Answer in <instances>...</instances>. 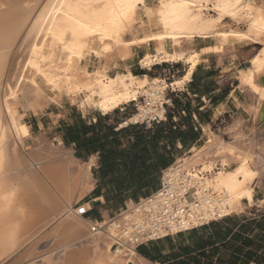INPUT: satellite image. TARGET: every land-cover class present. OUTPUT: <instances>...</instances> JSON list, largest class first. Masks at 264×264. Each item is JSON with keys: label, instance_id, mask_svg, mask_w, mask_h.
<instances>
[{"label": "bare ground", "instance_id": "obj_1", "mask_svg": "<svg viewBox=\"0 0 264 264\" xmlns=\"http://www.w3.org/2000/svg\"><path fill=\"white\" fill-rule=\"evenodd\" d=\"M78 2L79 10L75 7ZM85 2L0 0V181L5 184L7 176V187L15 192L12 205L8 207L3 199L4 187L0 188V264H6L37 233L51 228L53 250L61 255V258L58 255L59 264L77 257L88 264H138L136 239L142 242L148 237L176 233L210 220L242 214L254 207L255 187L252 186L264 169V153L256 151L253 136L244 131L232 141L213 136L200 150L193 149L188 156H182L172 166V176L165 179L163 192L140 204H130L112 221L106 217L99 224L106 225L105 229L97 232L92 231L93 225L80 216L79 207H75L94 187L90 174L94 158L81 164L71 151L66 152L62 146L56 147L44 138L36 142L26 157L20 154V149L27 147L20 111L33 114L41 111V83L58 99L63 94L74 102L80 99L103 115L137 102V113L122 126L155 116L164 118L166 98L163 93L168 89H182L201 62L200 55L182 49L183 43L191 45L196 40L213 39L220 51L230 42L260 46L250 59V71L242 81L255 97L250 112L255 121L264 126V0H242V9H230L236 12L235 18L215 7L224 0H165V3L186 7H148L144 18L140 16L142 5H137L131 14L126 8L117 9L119 16L114 24L109 23L113 19L110 7L101 9L93 3V7L88 8L83 6ZM143 3L146 5V0ZM66 4L73 7L69 9ZM158 4L156 0L155 5ZM67 11L76 12L82 21L96 29L95 35L78 36V44L74 46L76 55L66 51L49 33V29L60 30ZM160 11L165 12L167 27ZM227 19L244 24L246 30L226 29L222 22ZM41 36L49 39L41 40ZM152 36L162 39H150ZM139 44L154 46V51H149L142 59L144 69L164 63H183L187 66L186 75L168 83L164 79L136 76L125 66L124 72L112 76L110 68L121 62L122 52ZM105 47L109 51H104ZM70 55L71 64L68 63ZM91 56L102 64L94 70L88 67L87 60ZM140 99H145V104L140 103ZM246 173L255 176L249 175L246 179ZM237 185L252 192L251 203L246 202ZM187 193H191L193 200L178 203L174 210L175 201L169 195ZM185 204H188L187 211ZM82 207L88 210L89 204L84 203ZM6 226H12L14 231L10 240L4 236ZM34 229L36 232L30 235ZM115 244L119 246L114 247ZM33 251H28L25 257L32 256ZM90 252L92 257H89ZM80 262L75 260L74 263ZM40 264L52 263L46 257Z\"/></svg>", "mask_w": 264, "mask_h": 264}, {"label": "crops", "instance_id": "obj_2", "mask_svg": "<svg viewBox=\"0 0 264 264\" xmlns=\"http://www.w3.org/2000/svg\"><path fill=\"white\" fill-rule=\"evenodd\" d=\"M214 56L217 55L202 54L200 64L186 85L182 89H170L173 95L165 118L160 122L146 127H142L143 124L122 126L129 115H116L115 111L103 115L97 109L73 110L71 120L64 123L65 133L59 138L73 158L82 164L92 158L95 161L90 171L94 187L83 199L84 203H89L88 214L83 218L90 223L102 222L106 217L116 218L128 208L129 202L139 204L151 198L161 190L165 170L193 149L200 150L213 136L222 138L229 128L224 125L226 122L242 123L251 105L239 74L248 67H243L245 62L236 60L229 64L231 68L221 71L225 63L210 64ZM142 71L145 74L137 76L158 78L150 75L151 70L142 68ZM218 71L223 75L219 79L216 78ZM232 71L238 74L235 80L228 76ZM186 73L187 66L178 75L159 78L172 83ZM29 128L31 131V126ZM256 142L264 146V137ZM262 194L264 190L257 180L254 207L247 208L244 213L156 240L142 241L135 246L138 264L264 262ZM98 196L103 199L98 200Z\"/></svg>", "mask_w": 264, "mask_h": 264}, {"label": "rangeland", "instance_id": "obj_3", "mask_svg": "<svg viewBox=\"0 0 264 264\" xmlns=\"http://www.w3.org/2000/svg\"><path fill=\"white\" fill-rule=\"evenodd\" d=\"M257 1L261 2L262 0H257ZM155 4H156V0H146V5L149 8H154L153 5H155ZM140 11H141L140 12L141 18H144L146 16L145 12H143L142 9ZM224 21L222 22V24H223V27H225L226 29L227 28H232V29L233 28L234 29L239 28L241 30H246V27L244 26V24L240 23L238 25V24L233 23V21L228 20V19L224 20ZM233 46H234V48H233ZM201 47H202V49L199 51V49ZM171 49H172V47H170V50ZM182 49L187 51V52L191 51V53L192 52L196 53V55H198V56L200 55L199 56L200 58H201L202 54L217 55V56H214L210 59V64H212V63L220 64L221 62H224L225 66L222 69H220L221 71H223V69H225V68H231V67H229V64H231L232 62H234L236 60H240L242 62H245L246 65H243V67H248V68L246 70L240 72L239 79H240V83H241L242 88H244L246 90V92L249 96V101H250L249 103H250L251 107L254 106L255 97L253 95V92L251 91V88H249L248 84L242 81V77L250 71V68H251L250 59L260 49V46L258 44H248L245 42H230L228 45H225L222 48V50L220 51L216 48V43L213 39H207L204 42H201L200 40H196L191 45L183 43ZM149 51L150 52L154 51L153 45L148 46L145 44H139L134 49L123 51L121 62L118 65L112 66L110 68L112 76L114 74H116L117 72H124L125 66L129 67L130 70L134 73H138V72L142 71V68H143L141 65L142 59L146 55V53H148ZM233 52H234V55H233ZM235 53H238L239 56L236 57ZM87 62H88V67L91 70H94V69H96L102 65L101 62H99V60L95 59V56H91V58H89L87 60ZM184 69H186V65H184L183 63L174 64L173 66L169 65L168 63H164V64H158V65L152 66V67L148 68L147 70H151L150 75L153 77L165 78V76L171 77V75L172 76L175 74L178 75V73H182ZM237 75L238 74L236 71H232L231 73L228 74L229 78H232L234 80L236 78H238ZM221 77H223V75L221 73H219V71H218L216 78L219 79ZM167 82L169 83V81H167ZM40 85L43 89V98L40 101L41 111L38 114L26 112L23 109H21V111H20L22 113L21 115L23 116L22 124H21L22 131L24 132L25 128L28 131V135L27 136L24 135L25 144L27 147L21 148L19 151L23 157H26L29 154V152L34 148L36 142L40 138H44L45 141H47L48 143H53V145H55L56 147L62 146V148L66 152L70 151L63 145L62 140L59 138L60 136L64 135V133H65L64 123L66 122V120H69V119L71 120V114H72L74 108H82V109H86V110L96 109V108L87 106L85 103H82L80 99L76 100L74 102V100H71L68 96H66L64 94L58 99L55 96V94L49 88H46L45 86H43L42 83ZM172 95L173 94L171 93L170 89L166 90L163 93V96H165V98H166V102H168L167 106H166V110L168 108L169 99L172 98ZM144 100L145 99H140L139 102L142 104H145ZM137 105H138L137 102H133L127 106L121 107L120 109L116 110L115 112H119L120 115L125 114V115H129V117H131L132 115L137 113ZM224 125L229 127V128L225 131L227 133H225V135L222 138L217 136L219 139L226 140V141H232L234 138H236L238 136L239 132L244 131V133H246L247 135L250 134L248 136H250V137L253 136L252 138L254 141V145L256 147L255 148L256 151L259 154L264 153V146L263 145L260 146L256 142L260 138L264 137V126H262L260 123L255 121V117L251 114L250 111H249V114H247L243 118L242 123H240L239 121H236L235 124H232V122H226ZM29 126H31V128H32L31 131H30ZM258 147H259V149H257ZM260 151H262V152L260 153ZM262 172H264V169L261 171V173ZM260 176H261V174H260ZM258 180H260L261 189L264 190V180H261L260 177ZM81 204H84V200H82L80 203H78L75 207H77L78 205H81ZM86 204H89V203H86ZM129 204H130V202H129ZM129 204H128V206H129ZM35 232L36 231L34 229V231H31L29 234L33 235V233H35ZM51 232H52V228L49 230H44L41 233L40 232L37 233L36 237L34 236L32 238V241L29 242L30 244L29 243L26 244L27 246L25 245V247L22 248L21 251H19L16 255H14L6 264H12L13 262H16V263L18 262V264H19L21 262L19 259L22 260V262L20 264H33V263L40 264V261L46 257L48 258V260L52 264L53 263L59 264L60 260H61L59 258H61V255H60L59 251L53 250V248L55 246L53 245V242H51L52 241V237H51L52 234H50ZM31 249L34 250L32 252V256L25 257V254H27L28 251L29 252L32 251ZM56 254H57V257H55ZM58 255L60 256L59 258H58ZM89 255H90L89 257H92L91 252ZM55 259H57V260L54 261ZM73 260H74V262H75V260L77 262L78 261L80 262L81 260L82 261L80 263H74V262H72ZM57 261H58V263H57ZM85 261H86L85 259L83 260L82 258L77 257L75 259L73 258L71 260L66 261V264H71V263L72 264H81V263L82 264H88V262L87 261L85 262Z\"/></svg>", "mask_w": 264, "mask_h": 264}, {"label": "snow or ice", "instance_id": "obj_4", "mask_svg": "<svg viewBox=\"0 0 264 264\" xmlns=\"http://www.w3.org/2000/svg\"><path fill=\"white\" fill-rule=\"evenodd\" d=\"M93 3L101 9H106L109 7L112 9L113 19L109 21L110 24H114L116 22V18H118V16H119L117 9L123 10L126 8L128 10V14H131L137 5H142V11L148 12V7H147V5H144L143 0H86L85 4L83 6L91 8V7H93ZM65 7L71 9L73 7V5L66 4ZM75 7L77 10H79L81 7V4L78 2ZM153 7L154 8L159 7L160 9H164V8H169V7H186V5L168 4V3H165V0H159V4L153 5ZM215 7L218 8L221 12H226V14L228 16L235 18L236 12L231 11L230 9H233V8L242 9V7H244V5L242 4V0H224L223 3H217L215 5ZM262 8H264V5H262ZM63 15H64V19H65L64 25L57 32H53L52 29H49V33H50V35L54 41H58L59 44H61L65 47L66 51H68L69 53H72V55H76L77 53L75 51L74 46H76L78 44V39H77L78 36H82L85 34L95 35L96 29L93 26L89 25L88 23L82 21L76 12L67 11ZM159 15H160V17L163 18L164 26L167 27L168 26V20L166 19L165 12L160 11ZM124 18L127 19V15ZM65 37H68V40H65ZM262 38H264V37H262ZM33 39H37V37L33 36ZM39 39L48 40L49 37L48 36H41ZM109 39H111V37H109ZM150 39H162V37L152 36V37H150ZM69 41H71V45H69ZM133 43H135V41H133ZM4 51H5V53H7V51H8L7 47L4 49ZM104 51H109V49L107 47H105ZM72 55H70L68 57V63L69 64L72 63ZM28 63L32 64V61L29 60ZM253 63H255V60H253ZM33 67H36V66L33 65ZM69 79H71V78H69ZM248 82L251 83V81H248ZM77 90H79V89H77ZM23 134L25 136L28 135V131L26 128L24 129ZM241 171H243V169H241ZM249 175H251L253 177L255 176L254 173H251V174L246 173L245 174L246 179ZM260 179L264 180V172L261 173ZM7 181H8V177L5 176L4 191L6 192V195L3 197V199L5 201V204L8 207H11L14 196H15V192L10 190L7 187ZM236 187H238L240 189L241 195L243 197L247 198L246 202L251 203L253 200L252 192L249 191L243 185H237ZM252 187L254 188L255 185H253ZM262 195H264V194H262ZM97 199L102 200L103 197L98 196ZM261 204L264 205V199H261ZM0 211H2V210H0ZM78 211L83 213L86 211V209L84 207H80L78 209ZM11 229H12V226H6L5 227L4 236H5L6 240H10L14 236V231Z\"/></svg>", "mask_w": 264, "mask_h": 264}, {"label": "built area", "instance_id": "obj_5", "mask_svg": "<svg viewBox=\"0 0 264 264\" xmlns=\"http://www.w3.org/2000/svg\"><path fill=\"white\" fill-rule=\"evenodd\" d=\"M167 103L168 102H165L164 104H163V107H164V109H165V112H164V116L166 115V106H167ZM165 118V117H164ZM164 118H160V117H158V116H155L154 118H152V119H150V118H146L144 121H142V122H139L138 124H145V125H150L151 123H153V122H160V121H162V120H164ZM172 168V167H171ZM171 168H169V169H167V170H165L164 172H163V185H162V188H161V190L156 194V195H154V196H152L151 198H154V197H156L157 195H159L161 192H163L164 190H165V187H166V184H165V179L167 178V177H169V176H172V173H171ZM151 198H149V199H151ZM169 198H171V200H173V201H175L173 204H172V207L174 208V210H177V204L178 203H183L184 201L185 202H190V201H192L193 200V198L191 197V193H187V194H185L184 196H177V195H175V196H173V195H169ZM146 200H148V199H146ZM187 200V201H186ZM140 204V203H139ZM77 207H82V204L81 205H78ZM76 207V208H77ZM187 210H189V208H188V204H185V211H187ZM78 214L80 215V216H82V217H85L87 214H88V210H86L85 212H83V213H81L80 211H78ZM115 218H112V219H110L109 221H112V220H114ZM220 219V218H219ZM218 220V219H217ZM212 221H214V220H210L209 222H206V223H204V224H201V225H199V226H202V225H205V224H208V223H210V222H212ZM104 221H102V222H94V223H91L93 226H92V231L93 232H97V231H99V230H104L105 229V227H106V225H103V226H100L99 224L100 223H103ZM195 227H198V226H195ZM191 228H194V227H191ZM191 228H188V229H191ZM188 229H185V230H188ZM180 231H184V230H179L178 232H180ZM177 233V232H176ZM170 234H174V233H167V234H165V235H162V236H154V237H148V238H146V240L145 241H149V240H156V239H159V238H162V237H165V236H167V235H170ZM136 245L137 244H139V243H141L139 240H137L136 239ZM119 245L118 244H115L114 245V247H118Z\"/></svg>", "mask_w": 264, "mask_h": 264}, {"label": "trees", "instance_id": "obj_6", "mask_svg": "<svg viewBox=\"0 0 264 264\" xmlns=\"http://www.w3.org/2000/svg\"><path fill=\"white\" fill-rule=\"evenodd\" d=\"M143 74H145V73H144L143 71H141V73H138V74L135 73L134 75L137 76V75H143ZM74 111H76V108H74ZM115 114L117 115V114H119V112H115ZM142 127H146L145 124H143ZM128 128H129V127H128ZM128 128H127V129H128ZM125 130H126V129H125ZM125 130H123L122 132H124ZM132 203H133V202H132ZM263 224H264V220H263ZM262 249H263V254H264V247H263V246H262ZM258 263H260V264L263 263V264H264V262H262L261 260H258Z\"/></svg>", "mask_w": 264, "mask_h": 264}, {"label": "clouds", "instance_id": "obj_7", "mask_svg": "<svg viewBox=\"0 0 264 264\" xmlns=\"http://www.w3.org/2000/svg\"><path fill=\"white\" fill-rule=\"evenodd\" d=\"M4 187V182L3 181H0V188H3ZM20 225L19 223L16 225V227L18 228Z\"/></svg>", "mask_w": 264, "mask_h": 264}]
</instances>
